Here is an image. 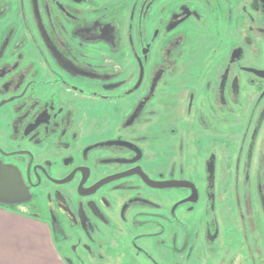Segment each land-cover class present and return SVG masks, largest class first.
Returning a JSON list of instances; mask_svg holds the SVG:
<instances>
[{"label": "flooded vegetation", "instance_id": "1", "mask_svg": "<svg viewBox=\"0 0 264 264\" xmlns=\"http://www.w3.org/2000/svg\"><path fill=\"white\" fill-rule=\"evenodd\" d=\"M0 162L70 264H264V0H0Z\"/></svg>", "mask_w": 264, "mask_h": 264}, {"label": "crops", "instance_id": "2", "mask_svg": "<svg viewBox=\"0 0 264 264\" xmlns=\"http://www.w3.org/2000/svg\"><path fill=\"white\" fill-rule=\"evenodd\" d=\"M0 264H68L41 219L0 207Z\"/></svg>", "mask_w": 264, "mask_h": 264}, {"label": "water", "instance_id": "3", "mask_svg": "<svg viewBox=\"0 0 264 264\" xmlns=\"http://www.w3.org/2000/svg\"><path fill=\"white\" fill-rule=\"evenodd\" d=\"M31 199L32 193L21 171L13 165L0 162V207L44 221L48 220L44 213L31 210L29 204ZM52 231L60 249L58 233L55 229ZM64 259L70 264L66 258Z\"/></svg>", "mask_w": 264, "mask_h": 264}, {"label": "rangeland", "instance_id": "4", "mask_svg": "<svg viewBox=\"0 0 264 264\" xmlns=\"http://www.w3.org/2000/svg\"><path fill=\"white\" fill-rule=\"evenodd\" d=\"M53 238H54V236H53ZM54 240H55V238H54ZM57 247H58V245H57ZM58 249H59V247H58ZM59 251L61 252V254H62V252L64 253L63 247H60Z\"/></svg>", "mask_w": 264, "mask_h": 264}]
</instances>
